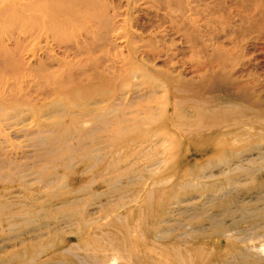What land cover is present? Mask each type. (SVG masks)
Returning a JSON list of instances; mask_svg holds the SVG:
<instances>
[{
	"label": "rangeland",
	"instance_id": "1",
	"mask_svg": "<svg viewBox=\"0 0 264 264\" xmlns=\"http://www.w3.org/2000/svg\"><path fill=\"white\" fill-rule=\"evenodd\" d=\"M0 264H264V0H0Z\"/></svg>",
	"mask_w": 264,
	"mask_h": 264
},
{
	"label": "bare ground",
	"instance_id": "2",
	"mask_svg": "<svg viewBox=\"0 0 264 264\" xmlns=\"http://www.w3.org/2000/svg\"><path fill=\"white\" fill-rule=\"evenodd\" d=\"M18 67V66H17ZM263 250V249H262Z\"/></svg>",
	"mask_w": 264,
	"mask_h": 264
}]
</instances>
